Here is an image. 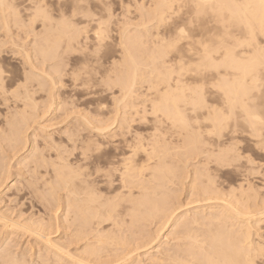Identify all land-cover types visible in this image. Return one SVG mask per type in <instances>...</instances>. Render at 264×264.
I'll return each mask as SVG.
<instances>
[{"label": "bare ground", "instance_id": "bare-ground-1", "mask_svg": "<svg viewBox=\"0 0 264 264\" xmlns=\"http://www.w3.org/2000/svg\"><path fill=\"white\" fill-rule=\"evenodd\" d=\"M15 1H17V0H0V31H2V33H3V30H4L5 35L3 37L7 36L9 38V40L7 39L8 42L10 41L9 43H11V45L13 47V45L16 46L15 43H17V45H18V42L20 41L19 37H22V36H19L17 38L19 41L16 40L17 42H15L16 37L14 36V38H13V32H12L13 30L11 31V29L15 28L16 30L21 31L22 29L25 28L26 31L24 32V30H23V32L25 33L23 35L26 38H29V37L31 38L30 41L29 40L28 41L31 44L30 46L32 47V53L29 54L30 51L26 52V53L24 52L25 53V55L23 54L24 59L22 58L23 61L22 60L21 61L25 64H29V67L33 68L35 66V64L32 61V58H33L32 55L36 59H38L39 62L40 61L41 62H45V61H47V62L51 61L52 62L55 60H60L66 54V52L69 51L70 48L76 47V49H77V47H81L82 44L86 45L89 42L88 41L89 37H87L88 34L86 33L87 31L85 32L86 28H84L85 30L81 29V27H78V29H77V27H76L77 25L74 23V21L77 22V20H72L73 22H71L70 19L66 18L68 16V14H72L73 17L74 16L76 17V15L78 14L83 18V20L86 19L85 20L86 22L83 21L84 23H86L85 26H88L87 24H89V23L96 22L94 24L98 27V28H96V29H98L96 31H99L100 36H102V34L100 33L101 32L100 30L102 28H104V26H102V25H104V22L101 21L100 17H99V19H95V17L97 16V15H95V13L92 14L91 12L84 11L82 9L81 2L83 0H72L71 4H70L71 5L70 13H67V16H66V14L65 13L63 14L62 10H61V12H59V11H58L59 13L57 12V14H58L57 17L49 16L50 12L47 9L50 7V5L47 4V2H46L47 0H22L23 3L21 5H18L17 3H15L16 5H14ZM143 3L144 2H141V3H139V5H140L141 9L144 8V10H145L146 5H144ZM174 3H176V0H159L158 4L156 2L157 5L155 4V6H154V4L153 5L151 4L154 7L153 9L151 8L152 10L148 8L149 6L146 8L147 10H145V12L148 11V9L151 11V13H149V17L152 16L153 20L155 21V25H156L155 30H159L160 28L163 29L164 25L166 27V21H168L170 19L168 16L172 10V7H173L172 4H174ZM191 3L197 9V12H199L201 14L203 12H205L206 14L207 13L212 14V16H213L212 18L215 19V23L217 22V26H216L217 28H215L217 30V35L215 37L213 36L214 38H213V41H211V42H208L206 40L205 41L200 40V42H199V38H202V37H198L199 34L196 35L197 38L196 37L195 38L198 39V42L196 41L198 48H196V49H198V51H199V49H201V51H199V53H197V54H194L193 57H189L188 59H186L183 55V57L186 60H184L182 55H180L179 53L177 54L175 52V50H178L176 43H178V40L180 42V40H182V39L187 40L188 38H190L189 29H190L192 24L188 27L189 28L187 30L188 32L185 29L186 27H184V31H185V33H187V35H182L180 33V28H183V26H178L176 28L173 26L175 28L174 32L172 31L173 33H170L171 31H169V33H168L169 29L167 30V28H166L167 32H165V28H164V31H162V29H161L160 33L157 31L154 33L155 30L154 31L152 30V32H153L152 33L150 31L152 28L149 30V28H150V27H148L149 25H146L145 20H142L143 21L142 24H140V25L137 24L138 26L134 24L136 26V31L134 30V32H136V33L131 34L132 35L131 36L130 34L128 35L129 31L127 32L126 28L129 29V27H127L126 23L125 24L119 23L120 26L122 25L121 26L122 28L119 29V31H120V35H119L120 36V43H119V40L117 43H119L120 44L119 46H121V48L120 47L119 48L122 49L120 51V53H121L120 56H122V58H120V60L118 62L120 64H123L124 66L122 67L123 69L119 68L117 73H115L116 76H114L115 79H114L113 83L118 85L120 87L119 89L121 90L120 91L121 96H119V100L118 99H117L118 101L116 99L115 100L118 103L120 102L122 105V106H120V104H119V106L122 108H120V107H116V108H120V109L128 108V111H126V112L124 111L123 113L121 112L123 114V116H122L123 118L122 117L121 118L124 119L125 115L126 116L132 115L131 118L133 117L132 118L133 120L131 122H134V123L142 122L141 124H143V125H142L141 129L137 128L136 131H133L131 133L130 131H128L129 127H127L128 130L127 129H126V131L124 130L125 128H123V125H122L123 124L122 122H124V120L122 121V119H120L119 122H121V123H119V122H117L118 120L114 117V121L111 120L113 122L111 125L112 127L110 126L111 122H110V124H108L109 126H105L103 123L102 124L105 127L97 126L98 123L96 120L97 124L95 125V127L93 125V127H94L93 128L91 125L92 122L89 119H87L88 118L87 114H86L87 118L84 116V113H86V112H84L83 115H81L82 116L81 118H82V120L85 119L86 124L82 125V122H85V121H82L79 125L74 124V125H76L74 128L75 130L74 131L71 130L70 133L68 134V136L66 135L67 141L65 140L66 142L71 143L72 145H75L76 143L79 144V142H80L81 145L82 144L84 145L85 151H86V148H88V150H89L90 146H92V148L94 150L97 149V151H98V149L101 146L99 145V147H98V145H97L98 142H96V141H98V139L95 140V138L92 134H95L97 136L98 135L103 136V138H104V135L106 136V134H107L106 131H107L108 135L105 137L107 139L106 144H110V146H111L110 153L111 154H110V157L107 161H105V162L103 161L104 162V163H102L103 165L101 164V166H99V167L98 166L94 167L95 169L93 168L94 170H93V172L91 171V173H89L88 170H87L88 173L84 172V168L82 169L83 166L80 169L75 170L76 169L75 166H74V168H75L74 169L72 166L64 163L65 158L63 159L60 154L55 156V162H52L51 157L50 158L48 157L49 159L48 158L46 159V157H44V155L41 153L43 150L46 149L45 146H44V149L42 148V150H39L38 148H36L37 147L36 144H34L36 147L35 146L31 147L30 151L32 152L31 153L32 156H28L29 158H27L26 160L24 159L30 165L29 166V172L32 175V177H34V180H32V182H29V184H27L28 187H30L32 189V191L34 193L33 196L36 195L38 197V199L46 205V208L49 209L50 212L52 211L53 213H56V212H58V210L61 209L62 221L60 219L58 221H61V223H62L61 227H63L65 230H67V229L69 230V228L72 229L71 233L69 232L70 234L68 236V238H69L68 241L71 244H74L76 246L75 252H77V254L72 255L69 252V250H67V247L64 248L61 245V243H59L60 245H58V242L55 243L54 241H52L49 237L50 236L49 234H44L45 232L43 233V229H42V231H41V229L37 230V228H36V230L35 229L33 230L34 227L32 229L30 227H28V226H31V224L25 225V222H24V224H21L19 221H21L20 219L22 216L20 217L19 221H15V220L13 221V218L10 217L12 220L8 218L9 216H12V215L9 214V216L7 215L8 217H6L5 216L6 213H3L4 214L3 215L1 212L0 213L1 230H2V228H3V231L5 229L6 234H7V232H11V231H12V233L19 231V232H21V235L19 234L21 237H23L22 234L23 235L28 234L29 236H32V237L35 236L36 239L38 240V242L44 246V249H46L45 250L46 254L48 253L47 251H49V254L52 256H58L61 258L64 257L62 259L64 260L66 258L67 260H69L71 262L70 264H72V263L73 264H140V262L138 263L136 261H135L136 263H134V262L132 263L131 260H130L131 263H127L129 260L128 257L131 256L132 254L134 255V253H133L134 250H131L132 251V253H130L131 255L126 254L125 256L121 257V255H122L121 251L124 252L125 246H126L125 242L127 241V240L126 241L124 240L125 239L124 233L126 232V229L123 228V225H127L131 229H137V231H138V229L140 227L145 226L144 225L145 222H147L148 220L150 221V219L153 217V215L156 216V217H154L156 219L158 217L156 214H158V215L161 214L160 212L162 211V208L164 207V206L162 207V204L168 200L167 199L168 197H171L169 195L167 197V195H166V193H167L166 192V190H167L166 186L168 185V183L170 184V182H172V180L174 181L176 179V180H179V182H180V180L182 178L184 180L187 178V180H186V181H188V183H187L188 187L187 188L190 190V192L195 191V192H198L197 194H201V196L205 195L206 198L208 196L209 197L212 196V198H214V197H217V195L219 193L218 192L219 189H222V188H220L221 186H218V184H222V183L220 182L217 184V182L220 180L215 181V179L219 176V174L217 175V173L219 171L228 170L229 175H231L230 173H232V175H234L240 179L242 178L244 180L246 178L250 179L251 177L255 178L254 176H257V175H260L263 173L262 172L259 174V169L261 167H264V163H261L262 161L256 162V160L249 157L250 155L247 154L248 156L247 155L245 156L243 154H240V150H239L241 148V145L244 144L250 150L252 149V150H254V152L263 154V156H264V147H262V143H264V142L261 141V131H260L259 121H256L255 122L256 126L253 127L252 126L253 122L250 120L248 113H245V112H242L239 110H237L236 112L233 113L231 105L228 104L229 100L236 101L238 99L239 94L241 92V84L243 83V78H244V75L246 73V70L252 66H255L257 69L256 75L254 78L249 77V79L246 82V86L248 89H257V90L260 87V85L258 83L259 78H260L259 77V64H260V60H261L260 45L262 43H264V35H261V21H262V19H264V9L261 8V0H191ZM23 4H25V5L22 6ZM18 6H22V8H24V9H22L20 7L22 9V12L25 13V15L23 14L25 16V19L24 18L22 19V16L20 15L21 9L19 11ZM59 10H60V8H59ZM106 11L108 12L109 10L106 9ZM148 12H147V14H148ZM54 16H56V15H54ZM143 16H141V18ZM8 17L10 20L8 19ZM197 17H199V16H197ZM110 18H112V17L110 15V13H108L107 16L105 17V20L107 21ZM123 18H124V16H123ZM71 19H72V17H71ZM78 19H80V18H78ZM139 19L137 18V20H139ZM199 19H200V17H199ZM151 21H149L150 24H151ZM183 21H185V20H183ZM199 21H201V20H199ZM101 22H102V25H101ZM139 22L140 21H138V23ZM149 22H148V24H149ZM180 22H182V20ZM136 23H137V21H136ZM198 24H199V22H198ZM10 25H12V26L10 27ZM128 25H131V24H128ZM117 26H119V25H117ZM147 27H148V29H147ZM207 28H208V26H207ZM140 29H146L145 31L148 34L150 32L152 33L151 35L149 34L150 37L147 40L145 39V37H143V36H146V34L143 36H142L141 32H140L141 36L137 34V32L141 31ZM198 29H199V27H198ZM208 29H207V31H210ZM201 30H203V27ZM213 30H212V32L215 31V30L214 31ZM207 31H206V33L208 34L209 32H207ZM96 33H98V32H96ZM143 33H145V32H143ZM203 34H204V32H203ZM14 35H15V33H14ZM94 35H95V33H94ZM104 35L105 34L103 33V36ZM95 36L98 37L97 34ZM100 36H99V39H100ZM103 36L101 38H103ZM202 36H204V35H202ZM204 37L206 39H208V37H206V36H204ZM22 39H24V38L22 37ZM193 39H194V36H193ZM196 39H194V40H196ZM26 40H25V42H26ZM100 40H102V39H100ZM208 40L209 41L212 40V37ZM3 41H4V39H3ZM196 42H194V43H196ZM4 43L6 44V42H4ZM95 43H96L95 45H98V43H101V42H99V40H97V42H95ZM89 44H90V42H89ZM191 44H193V42ZM249 44H251L252 46L249 47ZM1 45L2 44L0 43V48H1ZM27 45H28V43H27ZM3 46H4V44H3ZM20 46L21 45H19L18 47H20ZM98 46H100V45H98ZM199 46H200V48H199ZM22 48H23V45H22ZM90 48H92V47H90ZM194 48H195V46H194ZM99 49H96V50H99ZM185 49H187V44H186ZM191 49H192V47H191ZM85 50H87V49H85ZM170 50H174V52L178 56L177 58L176 57L174 58L175 59L174 61H172V60L168 61V60L164 59V57H165L164 55H166V54L168 55L167 51H170ZM1 51H0V53H2ZM23 51H25V50H23ZM92 52H94V51H91V53ZM170 52H172V51H170ZM200 52H201V54H200ZM189 53H191L190 56H192V52L189 51ZM14 54L17 55L19 53L17 52ZM188 55H186V57ZM195 55H197V56H195ZM214 55L216 56L215 58H214ZM95 58H97V57H95ZM112 60H114V59H112ZM157 60H159V62H157ZM21 61H20V63H21ZM41 62L39 63V65L41 64ZM59 62L62 63L61 61H59ZM1 63H2V61L0 62V90L3 89V87H4L3 81L5 82V80H4L5 76H3V75H5V73L2 72ZM23 63L21 64L22 66L24 65ZM36 63H38V62H36ZM56 63L57 64H55L52 67L54 75L57 73V75L59 76L58 73H62V76H63V68L66 65L58 64V62H56ZM64 63H66V62H64ZM111 63H112V61H111ZM143 64H144V66L146 65L144 67V69L141 68V66L143 67ZM173 64H175L176 67L173 66L174 68H171V66ZM80 65L83 66L81 63H80ZM85 65H86V67L85 66L84 67L87 68V64H85ZM6 66H8V65H6ZM106 66H107V64H106ZM112 66H114V65H112ZM148 66H149V68H148ZM72 68H73V66H72ZM85 68L83 70H85ZM117 68H118V66H117ZM145 68H146V70H149V71H147V73H145L146 72ZM34 69H35V67H34ZM73 69H75V68H73ZM31 70H33V69H31ZM76 70H74V72H76ZM81 70H82V67H81ZM86 70H88V69H86ZM70 71H71V68H70ZM91 71H92V69L90 70V72ZM142 71H144V72L140 73ZM25 72H26L25 82H29V81L30 82H36L37 85L34 84V86H37L38 88H41L40 90H42V87L45 85L44 83L46 81L43 83V81L40 80L41 81L40 82V81H38L39 77H37L38 76L37 74H36L37 76H35L34 74H31L30 71H25ZM74 72H72V73H74ZM79 72H80V69H79ZM72 73H69V75H71ZM108 73H109V70H108ZM39 74H40V72H39ZM50 74H51V72H50ZM66 75H68V74H66ZM51 76H53V75H51ZM22 79H24V77H22ZM70 79H71V77H70ZM48 80H50V79H48ZM73 81H75V80H73ZM56 82H57L56 80L51 79V82H50L51 90L54 89ZM142 83L146 84V85H143V86H145V91H143V93H139L137 96H133V94L135 93L136 85L139 86ZM12 87H14V86H12ZM25 88H26V86H25ZM34 90H35V88H34ZM51 90H49V91H51ZM141 90H144V89L140 88V91ZM1 91H3V90H1ZM10 91L12 94L14 93V96H15L16 91H18V90L13 89ZM19 92L20 91H18L17 93H19ZM32 92L30 94V92L27 91L25 94L27 96V99H29L30 101H31L30 97L32 96ZM137 92H136V94H137ZM41 93L42 92H40V94ZM49 93L51 95L52 92H49ZM49 93H48V95H49ZM19 94H18V96H20ZM58 94H56V95H58ZM4 95H6V94H4ZM50 95H49V98H50ZM254 95L258 96L259 92L256 91L254 93ZM10 96H12V95H10ZM33 96L35 97V95H33ZM212 96H214V98H212ZM133 97H134V99H133ZM62 98H64V97H62ZM1 99H3V98H1ZM42 99L43 98H41V100ZM52 99L50 98L47 100H52ZM29 100H27V102ZM60 100H62V99H60ZM60 100H58V101L60 102ZM63 100H65V99H63ZM73 100H76V99H73ZM5 101H7V100L4 99V102ZM14 101H16V100H14ZM52 101H50V102H52ZM67 101H68V98H67ZM33 102H34V100H33ZM77 102L78 101H76V103ZM113 102H115V101H113ZM64 103H66V102H64ZM70 103H72V102H70ZM100 103H101V101H100ZM30 104H28V105H30ZM72 104H74V103H72ZM96 104H99V103H96ZM115 104H117V103H115ZM226 104H228L229 112L225 113V112H222V109L226 106ZM23 105L26 106V104H24V103H23ZM60 105H61V103H60ZM65 105L63 104L62 106H65ZM83 105H85V104H83ZM37 106H38V103H37ZM78 106H79V104H78ZM19 107H21V106H19ZM24 107L22 106L21 107L22 110L19 111V113L21 112L23 116L21 114H20V116H18V118L17 117L12 118V116H11L12 119L11 120L7 119L8 121L6 122V124H3L6 126H9L8 129H3L2 127H0V130H1L0 131V140H1L0 142L1 143H2V141L7 142V144L17 142V139H18L17 138V135H18L17 132L19 130V127H20V124L22 123L23 118H25L24 117L25 111L27 112V110H25ZM26 107H29V106H26ZM59 107L60 106H58L56 108V110ZM64 108H66V107H64ZM95 108H97L96 105H95ZM66 109L69 111L70 107H69V109H68V107ZM76 109H78V108H76ZM114 109H115V107H114ZM48 110H50V108ZM119 110H117V114H118ZM129 110H131V112ZM60 111H61V108H60ZM68 111L66 112V115H68L67 113L70 112V111L69 112ZM82 111H84V110H82ZM109 111H110V109H109ZM56 112H58V110ZM229 113H231V116H232L231 121H230L231 131H227V130L221 131L222 123L228 117ZM6 114H8V113H6ZM33 114H31V115H33ZM55 114L60 115V113H55ZM72 114H74V112H72ZM101 114H102V112H101ZM255 114L257 116H260L261 118H264V114L260 113V111L258 109H255ZM28 115H29V113H28ZM62 115H65V114L62 113ZM109 115H111V114H109ZM109 115H106V116H109ZM114 115H116V114H114ZM135 116H136V119H135ZM65 117H67V116H65ZM91 117H93V116H91ZM98 117H94V118H98ZM29 118H31V117H29ZM115 119L117 121H115ZM54 121H55V119H54ZM64 121H66V120H64ZM88 121H90L91 123ZM87 122L90 125L87 124ZM237 122L239 123V127H237ZM4 123H5V121H4ZM35 123H36V121H35ZM72 123H74V122H72ZM129 123H130V121H129ZM29 124H30V122H29ZM102 124L99 123L98 125H102ZM24 125H25V123H24ZM43 125H42L43 128H41V129H44L46 127V126L44 127ZM87 126L88 127L91 126V128L90 129L85 128ZM128 126H130V125H128ZM224 126H225V128L227 127V125H224ZM47 127H49V126H47ZM110 129H115V132L111 133ZM83 132L86 133L85 136L82 134ZM168 133H171L169 135L170 137L167 135ZM18 137H19V135H18ZM168 137L170 139H167ZM63 139H64V136H63ZM18 141H19V139H18ZM34 141H36V140H34ZM40 141H42V140H40ZM56 143L55 144L53 143L54 144V148L52 147L53 149L58 148L57 146L59 144L56 145ZM61 143H63V142H61ZM53 144H52V146H53ZM65 144L66 143H64V145ZM61 145H63V144H61ZM61 147H63V146H61ZM81 147H80V149H81ZM108 148L106 150H108ZM21 149H25V148L21 147ZM77 149H78V147H77ZM6 150H5V152H6ZM67 150L68 149H66V151ZM83 150H84V148H83ZM245 150L247 151V148ZM48 151L49 150H47V152ZM85 151L83 153H85ZM99 151H100V149H99ZM64 152L65 151H63V153ZM49 153H51V151ZM248 153H250V152H248ZM92 154H93V151H92ZM173 154L175 156H178L176 158H180V159L175 158L177 161H175V160L172 161L171 159H173L175 157ZM69 155H71V154H69ZM69 155H67V156H69ZM85 155L86 154H84L82 157L86 158ZM172 155L174 157L170 159L172 161V164H171L170 160H169V163L167 160H168V157L172 156ZM256 156L258 157V155H256ZM253 157H254V155H253ZM190 158H191V160H190ZM68 159H70V158L68 157ZM258 159H259V157H258ZM86 160H87V158H86ZM89 160L91 161V159H89ZM97 160H98V158H97ZM178 160H179V162H180V160H182L183 162H185V161L187 162V160H190V161L194 160L195 162L193 161L194 162L193 170L191 169L192 172L187 171V170L185 171L184 166H182L183 168H181V166H180L181 169L179 168V166L177 167V164H179ZM69 161H68V163H69ZM47 164H50V166L53 167V172H54V176L50 175L52 178L48 177L49 179H46V174H48V173L44 174L46 172V170L43 173V175L40 171L42 168L46 169V167H48V166H46ZM71 164H72V162H71ZM86 164H87V162H86ZM180 164H181V162H180ZM23 165H24V163H23ZM80 165L81 164L79 163V167H80ZM88 165L89 164H87V166ZM86 167H85V171L87 169ZM27 169H25V170H27ZM48 170H49V168H48ZM43 171L44 170H42V172ZM222 172H220V173H222ZM226 173H227V171H226ZM29 178H31V177H29ZM256 178H258V177H256ZM22 179H23V177H22ZM260 179H262V178L260 177ZM53 180H55V182L57 183L55 185H58L59 187H56L53 185ZM249 181H251V180H249ZM228 182H229V180H228ZM2 183H4V182H2ZM226 184H227V182H226ZM245 184H246V182H245ZM38 185H39V187H37ZM243 185H244V183H240V184L236 185L237 187H234V188L232 187V190L229 189L231 192L236 190L238 192L240 191V193L236 192V194L237 193L239 194L238 196L234 195V194L228 195V196H231V198L229 197L230 199H228V201L226 199L225 200L221 199L220 196H218V198L221 200H219L218 198H214V199H217L218 201H214V200L210 201L209 200L210 204H212L211 202H215V204L217 202L218 203L220 202L221 205H219V206H216L218 204L213 205V206L208 205L205 210H203L201 208L198 212H195L193 214V216L191 215L192 218H187L189 216V214H188L186 219L175 220V224H173V226H172L173 229L172 230L169 229V231L173 232L172 235L175 236V237H173L174 238L173 240H175L176 243H174L173 245L171 244L172 246H170V247L168 246L166 249L162 248V250L163 249L164 250L162 252H159L160 253L159 255H161V257L155 256V254H154V256H151L150 258L148 257L149 263L150 264H259V261L261 259V250H262V248H264V199L260 203H256V204L254 203L253 206L249 205V204H251V202H253V201H250V199L253 200L254 198H256V199L258 198V200H259V196H257V195H258V192H260V191L257 192V189H255L253 187L254 184L253 185L250 183L247 184L248 185V186L246 185L247 187L244 186L246 189H243L244 188ZM11 186H15V185L12 184ZM1 187H2V185H1ZM18 188L19 187H17V190H19ZM168 189H170V188H168ZM172 189H173V187H172ZM59 190H62V191L64 190L66 193L62 195V191H61L62 196L60 197L59 196L60 194H58ZM19 191H21V190H19ZM29 192H31V191H29ZM171 193H173V192H171ZM232 193H235V192H232ZM19 194H21V193H19ZM19 194L17 192V195H19ZM191 195H192V193H191ZM187 198H189V197H187ZM17 199L21 200L18 197H17ZM165 199H167V200H165ZM207 199H206V201H207ZM170 200H171V198H170ZM188 200H190V199H188ZM200 201H201V199H200ZM203 201L205 203H208L205 201V199H203ZM203 201H201V202H203ZM247 201H249L250 203L249 204L246 203L247 205H245V202H247ZM0 202H2V201H0ZM242 202H244V204ZM29 203H30V201H29ZM36 203H38V202H36ZM188 203H189V201H188ZM193 203H194V201H193ZM165 204L166 203H164V205ZM167 204H170V203L167 202ZM194 204H196V203H194ZM19 207H20V205H19ZM25 208H27V207H25ZM38 208H39V206H38ZM175 208H177V207H175ZM255 210H257V211H255ZM165 211L166 210H164V214L167 213V212L165 213ZM204 212H207V213H204ZM19 213H20V211H19ZM24 213H25V211H24ZM170 214H172V213H170ZM162 215L160 217H162ZM42 216H43V214H42ZM170 216H169V219H168V217L165 218L167 222L170 220V218H171ZM53 217L54 216H52V218ZM172 217H173V214H172ZM18 218H19V216L16 217V220ZM56 218H54V219H56ZM58 218H59V216H58ZM40 219H41L40 220V223H41L43 218H40ZM29 220H30V218L28 219V221ZM50 221H51V219H50ZM166 221H165V224H163V226L168 224V223H166ZM38 222H39V220H38ZM159 222H161V220H159ZM31 223H32V221H31ZM33 223L35 224L36 220ZM38 224L36 226H38ZM43 224L45 225V223H43ZM43 224L41 225L42 227H44ZM53 224H54V222H53ZM56 224H55V226H56ZM58 224H59V222H58ZM145 224H147V223H145ZM41 226H39V227L41 228ZM127 226H126V228H127ZM200 227H205V228L202 229ZM63 228H61V229H63ZM148 228H150V227H148ZM177 228L179 229V231H177ZM10 229H13L15 232H13V230L9 231ZM156 229H158V228H156ZM175 229H176V231H175ZM55 230H56V228H55ZM128 230L129 229H127V231ZM161 230L162 229L157 230V231L160 232ZM140 231H141V229H140ZM128 232H131V231H128ZM132 232H133V230H132ZM142 232H143V229H142ZM146 233H148V232H146ZM146 233H144V234H146ZM154 233H156V232H154ZM8 234H10V233H8ZM16 234H18V233L16 232ZM126 234H127V232H126ZM137 234H140V233H137ZM148 234L150 235V233H148ZM1 235H5V234L0 233V236ZM131 235L132 234H130V236ZM5 236H9V235H5ZM11 236H13V235H11ZM133 236L134 235H132L131 237H133ZM142 237H144V236H142ZM157 237L158 236H156L154 239H156ZM2 238H4V237H2ZM2 238H0L1 241H2ZM145 238H144V240H145ZM147 238H148V236H147ZM28 239H29V237H28ZM134 239L136 240V238H134ZM141 239H143V238H141ZM149 239H151V237L148 238V240ZM169 240H170V238L168 239L167 237H165V238L163 237V241L162 242L158 241L157 244H160V246H162L163 244L168 243ZM146 241L143 244H147L148 246H150L152 244V242H154V240L152 242L150 240L149 243L148 242L146 243ZM69 242H67V243H69ZM155 243H156V241H155ZM9 244H10V242H9ZM35 244H37V243L35 242ZM4 245H7V244L4 243ZM1 246H3V245H1ZM128 246H129V243H128ZM148 246H147V248H148ZM10 247H12V246L10 245ZM30 247H31V245H30ZM130 247H128L129 250H130ZM128 248H126V249H128ZM135 248H137V247H135ZM138 248H140V247H138ZM141 248L142 249H140V251L143 250L145 248V246H143ZM156 248H155L154 252L156 251ZM8 250H6V248H5V250H2V249L0 250V264H30V262L27 258H26L27 261L26 260L21 261V259L19 261L18 257H17L18 254L14 255L15 251L9 252ZM17 250L18 249H16V251ZM22 250H23V248H22ZM157 250L159 251V249H157ZM28 251H30V250H28ZM135 251H136V249H135ZM37 254H39V253H37ZM157 254H158V252L156 253V255ZM25 256H27V255H25ZM25 256L23 257V259L25 258ZM40 256L38 255L37 259ZM44 256H47V255H44ZM45 259H47V258L43 259V255H42V257L39 259L40 261H37L38 263H36V262L35 263L36 264H49V262ZM53 259L55 260V258H53ZM59 260H61V259L59 258ZM98 260H103V262L97 263ZM138 261H139V259H138ZM33 263L34 262H32V264ZM52 263H53V260H52ZM56 263H58V262H56ZM63 264H65V263L63 262Z\"/></svg>", "mask_w": 264, "mask_h": 264}, {"label": "rangeland", "instance_id": "rangeland-1", "mask_svg": "<svg viewBox=\"0 0 264 264\" xmlns=\"http://www.w3.org/2000/svg\"><path fill=\"white\" fill-rule=\"evenodd\" d=\"M22 0H17V1H15L14 2V5H16L15 3H17L18 5H21L22 3H23V1L21 2ZM59 1V0H58ZM57 0H47L46 2H47V4L48 5H50V7L47 9L50 13H49V16H53V17H57L58 16V14H57V12L59 11V12H61V10H62V13L64 14H66V16H67V13H70V7H71V1L72 0H60L59 2H58ZM20 4H19V3ZM141 2H144L143 4L144 5H146L145 7L147 8L148 6V8L149 9H153L154 7L152 6L153 4H154V6H155V4H156V2H157V4H158V2H159V0H83L82 2H81V7H82V9L84 10V11H89V12H91L92 14L93 13H95V15H97L96 17H95V19H99V17L101 18V21L102 22H104V25H102V22H101V25L102 26H104V28H102L100 31V33L102 34V36H103V33L105 34L104 36H103V38H101L102 36H100V39H102V40H100L99 39V37H96L95 35L97 34L96 32H99V31H96V30H98V29H96V28H98L96 25H94L96 22H93V23H89V24H87L88 26H85V24L86 23H84V22H86L85 20L86 19H84L83 20V18L80 16V15H76V19L72 16V14H68V16L66 17V18H68V19H70L71 20V22H73L72 20H77V22L76 21H74V23L77 25L76 27H77V29H78V27H81V29H83V30H85L84 28H86V30H85V32L88 34L87 35V37H89L88 38V41L90 42V44H89V42L86 44V45H84V44H82L81 45V47H77V49H76V47H74V48H70L69 49V51L68 52H66V54L60 59V60H55V61H45V62H41V64L39 65V60L38 59H36L33 55H32V57L34 58H32V61H33V63L35 64V69H34V67L32 68V67H29V64H25V63H23L22 61H23V59H24V57H23V54L25 55V53L26 52H29V54L30 53H32V47L30 46L31 44L29 43V41H30V37L29 38H26L23 34H25L24 32L26 31L25 30V28L24 29H22L21 31H19V30H16L15 28H13V29H11V31L13 32V38H14V36L16 37L15 38V42H17V41H19L18 42V45H17V43H15L16 44V46L15 45H13V47H12V45H11V43H9L8 42V40H9V38L7 37H3L4 35H5V33H4V30H3V33H2V31H0V43L2 44L1 45V48H0V51L2 52V53H0V62L2 61V63H1V65H2V72H4L5 73V75H3V76H5L4 77V80H5V82L3 81V89H1V90H3V91H1L0 90V118L2 119H0V127H2L3 129H8L9 128V126H6V125H3V124H6V122L8 121V120H11L13 117H17L18 118V116H20V114L22 115V113L20 112L19 113V111H21L22 109H21V107L23 106H25V105H23V103L24 104H26V106H29V107H24L25 108V110H27V112L25 111V115H24V117L25 118H23V120H22V123L20 124V127H19V130H18V135H19V137H18V135H17V138L19 139V141H18V139H17V142H13V143H9V144H7V142H5V141H2V143L0 142V201H2V202H0V213L2 212V214L3 213H6L5 214V216L6 217H8L9 216V214L10 215H12V216H9L8 218L9 219H11V218H13V221L15 220V221H19V219H20V217H21V221H19L21 224H24V222H25V225H27V224H31V226H28V227H30L31 229L33 228V230L35 229L36 230V228H37V230L39 229H41V231H42V229H43V233L44 234H49L48 236L50 237V239L52 240V241H54L55 243H57L58 242V245H60L59 243H61V245L65 248V247H67V250H69V252L72 254V255H75V254H77V252H75V248H76V246L74 245V244H71L69 241H68V236H69V234L71 233V231H72V229L71 228H69V230L67 231V230H65L63 227H61L62 226V223H61V221H62V212H61V209L60 210H58V212H56V213H53L52 211L50 212L49 211V209H47L46 208V205L44 204V203H42L39 199H38V197L36 196V195H34L33 196V191H32V189L30 188V187H28V185L27 184H29V182H32V180H34V177H32V175L30 174V172H29V164H28V162L27 161H25L27 158H29L28 156H32V152L30 151L31 150V147L32 146H35L34 144H36V148H38L39 150H42V148L44 149V146H45V148L47 149V150H49L48 152H47V150L45 149V150H43L41 153L44 155V157H46V159L49 157H51V159H52V162H55V156L56 155H61V157L64 159L65 158V164H67V165H70V166H72L73 168H74V166H75V170H77V169H80L82 166V169L84 168V172H86V173H88V171H89V173H91V171L93 172V170L95 169L94 167H99V166H101V164L102 163H104L105 161H107L108 159H109V157H110V151H111V146H110V144H106V142H107V139L105 138L107 135H108V132L106 131V136L104 135V138H103V136H97V135H95V134H92L93 136H94V138H95V140L96 139H98V141H96V142H98L97 143V145H98V147H99V145L101 146L99 149H100V151H99V149H98V151H97V149H93L92 148V146H90L89 147V150H88V148H86V151H85V147H84V145L82 144L81 145V143L79 142V144L78 143H76L75 145H72L71 143H68V142H66L67 141V136H68V134L70 133V131L72 130V131H74L75 129V126L76 125H79L82 121H85V119L84 120H82V116L81 115H83V113L84 112H86V113H84V116L86 117V114H87V119H89L91 122H92V127H93V125H94V127H95V125L98 123H100V124H104L105 126H109L108 124H110V122H111V124H110V126L112 125V121H114V117L118 120H116L115 119V121H117V122H119V120L120 119H122L123 117V112L125 111H128V108H124V109H120V108H122V107H120V106H122L121 105V103L119 102H117L118 100H119V96H121V90L119 89L120 87L118 86V85H116L115 83H113L114 82V79H115V77L114 76H116V74L115 73H117V71H118V69L119 68H121V69H123L122 67L124 66L123 64H120L118 61L120 60V58H122V56H120L121 55V53H120V51L122 50V49H120L121 48V46H119L120 44V31H119V29L120 28H122L121 26H120V24L119 23H121V24H125L126 23V25H127V27H129V29L128 28H126L127 29V32H128V35L130 34H135L136 32H134V30L136 31V26L135 25H137V24H142L143 23V21L142 20H145V22H146V25H149L148 27H150L149 28V30L152 32V30L154 31L155 30V21L153 20V18H152V16L151 17H149V13H151V11L148 9V11H146L145 12V10H147L146 8H145V10H144V8H140V5H139V3H141ZM50 3V4H49ZM152 4V5H151ZM156 4V5H157ZM25 4H23L22 6H24ZM22 6H18V9H19V11H20V9L22 8ZM151 6V7H150ZM172 10H171V12H170V14H169V20L168 21H166V27H165V25H164V27H163V29L162 28H160L159 30H155L154 31V33L157 31V32H159L160 33V31H161V29H162V31H164V28H165V32H167L166 31V28H167V30H168V33H169V31H171L170 33H173L174 32V29L176 28V27H178V26H183V28L184 27H186L185 29H186V31L189 29L188 27L191 25V27H190V29H189V35H190V38H188L187 40L186 39H182V40H180V42H179V40H178V43H176L177 44V49L179 50H175V52L178 54H180V55H182V57H183V55H184V57L186 58V59H188L189 57H193V55L194 54H197V53H199V51H201V49H199V51H198V49H196V48H198V46H197V42H198V39H196L197 38V36L196 35H198V37H202V38H199V42H200V40L201 41H208V42H211V41H213V38L217 35V30L215 29V28H217L216 26H217V22L215 23V19L214 18H212L213 16H212V14H209V13H205V12H203L202 14L201 13H199V12H197V9L194 7V5L191 3V0H176V3H174V4H172ZM21 7V8H20ZM59 8H60V10H59ZM22 9H24V8H22ZM22 9H21V13H20V15L22 16V19L24 18L25 19V13L24 12H22ZM106 9L107 10H109L108 12L106 11ZM151 9V10H152ZM141 12H140V11ZM58 12V13H59ZM147 12H148V14H147ZM108 13H110V15H111V17L112 18H110L109 20H105V17L107 16V14ZM113 13V14H112ZM205 13V14H204ZM24 14V15H23ZM142 14V15H141ZM199 14V15H198ZM54 15H56V16H54ZM113 15V16H112ZM117 15V16H116ZM124 16V18H123V16ZM144 15V16H143ZM20 16V17H21ZM72 17V19H71V17ZM116 16V17H115ZM141 16H143L142 18H141ZM197 16H199L200 17V19H199V17H197ZM119 17V18H118ZM149 17V18H148ZM207 17V18H206ZM74 18V19H73ZM78 18H80V19H78ZM122 18V19H121ZM137 18L139 19V20H137ZM152 18V19H151ZM204 18V19H203ZM8 19H9V17H8ZM121 19V20H120ZM124 19V20H123ZM148 19V20H147ZM190 19V20H189ZM214 19V20H213ZM10 20V19H9ZM137 21V23H136V21ZM152 20V21H151ZM182 20V22H180ZM183 20H185V21H183ZM199 20H201V21H199ZM79 21V22H78ZM82 21V22H81ZM84 21V22H83ZM124 21V22H123ZM138 21H140L139 23H138ZM149 21H151V24H150V22ZM192 21V22H191ZM148 22H149V24H148ZM184 22V23H183ZM191 22V23H190ZM198 22H199V24H198ZM206 22V23H205ZM180 23V24H179ZM202 23V24H201ZM80 24V25H79ZM128 24H131V25H128ZM135 24V25H134ZM179 24V25H178ZM206 24V25H205ZM79 25V26H78ZM117 25H119V26H117ZM152 25V26H151ZM203 25V26H202ZM12 25H10V27H11ZM101 26V27H102ZM138 26V25H137ZM175 28H174V27ZM199 27V29H198V27ZM207 26H208V28H207ZM135 27V28H134ZM148 27H147V29H148ZM202 27H203V30H201L202 29ZM206 29H205V28ZM92 28V29H91ZM201 28V29H200ZM104 29V30H103ZM207 29L208 30H210V31H207ZM215 31H214V30ZM23 30H24V32H23ZM141 31H139V32H137V34L138 35H140L141 33H142V36L143 35H145L146 34V36H143V37H145V39L147 40L149 37H150V35L153 33H146V29H140ZM200 30V31H199ZM212 30L214 31V32H212ZM19 31V32H18ZM95 31V32H94ZM173 31V32H172ZM206 31L207 32H209L208 34L206 33ZM103 32V33H102ZM132 32V33H131ZM141 32V33H140ZM143 32H145V33H143ZM188 32V31H187ZM202 34H201V33ZM203 32H204V34H203ZM216 32V33H215ZM14 33H15V35H14ZM94 33H95V35H94ZM18 34V35H17ZM148 34V35H147ZM207 34V35H206ZM83 35V34H82ZM174 35V34H173ZM172 35V36H173ZM202 35H204V36H206V37H208V39H210L211 37H212V40H208V39H206L204 36H202ZM19 36H22L24 39H22V37H19ZM98 36V35H97ZM132 36V35H131ZM141 36V35H140ZM193 36H194V39H196V40H194L193 39ZM214 36V37H213ZM3 37V38H2ZM19 37V40L17 39ZM93 37V38H92ZM174 37V36H173ZM196 37V38H195ZM27 40H26V39ZM98 38V39H97ZM3 39H4V41H3ZM8 39V40H7ZM22 39V40H21ZM94 39V40H93ZM144 39V40H145ZM191 39V40H190ZM17 40V41H16ZM25 40H26V42H25ZM29 40V41H28ZM92 40V41H91ZM97 40H99V42H101V43H98V45H100V46H98V45H95L96 43L95 42H97ZM118 40H119V43H117L118 42ZM190 40V41H189ZM193 40V41H192ZM3 41V42H2ZM113 41V42H112ZM190 43H189V42ZM197 41V42H196ZM4 42H6V44L4 43ZM24 42V43H23ZM188 42V43H187ZM193 42V44H191ZM194 42H196V43H194ZM27 43H28V45H27ZM117 43V44H116ZM3 44H4V46H3ZM112 44V45H111ZM148 44V43H147ZM146 44V45H147ZM186 44H187V49H185L186 48ZM190 46H189V45ZM19 45H21L20 47H18ZM22 45H23V48H22ZM27 45V46H26ZM102 45V46H101ZM116 45V46H115ZM145 45V46H146ZM30 46V47H29ZM92 47V48H90V47ZM95 46V47H94ZM149 46V45H148ZM147 46V47H148ZM189 46V47H188ZM194 46H195V48H194ZM120 47V48H119ZM191 47H192V49H191ZM30 48V49H29ZM80 48V49H79ZM89 48V49H88ZM100 48V49H99ZM190 50H189V49ZM199 48H200V46H199ZM84 49V50H83ZM85 49H87V50H85ZM93 49V50H92ZM96 49H99V50H96ZM196 49V50H195ZM23 50H25V51H23ZM27 50V51H26ZM96 50V51H95ZM188 50V51H187ZM91 51H94V52H92L91 53ZM170 51H172V52H170ZM170 51H167L168 52V55L166 54V55H164L165 57H164V59H166V60H168V61H170V60H172V61H174L175 59V57L177 58L178 56H177V54L174 52V50H170ZM181 51V52H180ZM189 51H191L192 52V56H190L191 55V53H189ZM19 53V54H14V53ZM25 52V53H24ZM118 52V53H117ZM166 52V53H167ZM195 52V53H194ZM8 53V54H7ZM187 53V54H186ZM188 55L187 57H186V55ZM200 54H201V52H200ZM199 54V55H200ZM12 55V56H11ZM94 55V56H93ZM120 56V57H119ZM168 56V57H167ZM195 56H197V55H195ZM10 57V58H9ZM90 57V58H89ZM95 57H97V58H95ZM116 57V58H115ZM119 57V58H118ZM167 57V58H166ZM183 57V58H184ZM216 56L214 55V58H215ZM12 58V59H11ZM23 58V59H22ZM84 58V59H83ZM172 58V59H171ZM184 58V60H186ZM4 59V60H3ZM15 59V60H14ZM96 59V60H95ZM112 59H114V60H112ZM19 60V61H18ZM22 60V61H21ZM84 60V61H83ZM87 60V61H86ZM20 61H21V63H20ZM59 61H61L62 63H60ZM83 61V62H82ZM111 61H112V63H111ZM36 62H38V63H36ZM56 62H58V64H64V65H66L64 68H63V76H62V73H58L59 74V76L57 75V73L54 75V73H53V70H52V67L55 65V64H57ZM64 62H66V63H64ZM89 62V63H88ZM118 64H117V63ZM157 62H159V60H157ZM24 64L23 66L21 65V64ZM52 63V64H51ZM80 63L83 65V66H81L80 65ZM111 63V64H110ZM73 64V65H72ZM85 64H87V68H85L86 67V65ZM106 64H107V66H106ZM6 65H8V66H6ZM37 65V66H36ZM78 65V66H77ZM112 65H114V66H112ZM120 65V66H119ZM19 66V67H18ZM68 66V67H67ZM72 66H73V68H75V69H73L72 68ZM75 66V67H74ZM85 66V67H84ZM117 66H118V68H117ZM146 66V65H145ZM144 64H143V67L141 66V68H143L144 69ZM176 67V65L175 64H173L172 66H171V68H174V67ZM81 67H82V70H81ZM110 67V68H109ZM116 69H115V68ZM25 68V69H24ZM29 68V69H28ZM70 68H71V71L72 72H74V70H76L77 68V70H76V72H74V73H72L71 71H70ZM85 68V70H83ZM148 68H149V66H148ZM170 68V69H171ZM27 69V70H26ZM31 69H33V70H31ZM79 69H80V72H79ZM86 69H88V70H86ZM92 69V71L90 72V70ZM36 70V71H35ZM65 70V71H64ZM108 70H109V73H108ZM142 70V69H141ZM145 70H146V68H145ZM144 70V71H145ZM25 71H30L31 72V74H34L35 76H37V77H39L38 78V81H43V83L45 84L43 87H42V90L44 91H42V90H40L41 88H38L37 86H34V84L35 85H37V83L36 82H25V77H26V72ZM40 72V74H39V72ZM49 71V72H48ZM144 71H142V72H140V73H143ZM147 71H149V70H146V72L145 73H147ZM25 72V73H24ZM38 72V73H37ZM44 74H43V73ZM50 72H51V74H50ZM65 72V73H64ZM79 72V73H78ZM49 73V74H48ZM69 73H72L71 75H69ZM108 73V74H107ZM149 73V72H148ZM37 74V75H36ZM42 74V75H41ZM46 74V75H45ZM65 74V75H64ZM66 74H68V75H66ZM78 76H77V75ZM50 75V76H49ZM51 75H53V76H51ZM148 75V74H147ZM46 76V77H45ZM68 76V77H67ZM7 77V78H6ZM22 77H24V79H22ZM57 77V78H56ZM63 77V78H62ZM70 77H71V79H70ZM46 78V79H45ZM56 78V79H55ZM7 79V80H6ZM48 79H50V80H48ZM51 79H53V80H56L57 82H56V84H55V86H54V89H52L51 90V85H50V82H51ZM63 79V80H62ZM59 80V81H58ZM62 80V81H61ZM72 80V81H71ZM73 80H75V81H73ZM40 81V82H41ZM49 82V83H48ZM31 83V84H30ZM61 83V84H60ZM113 85H112V84ZM16 84V85H15ZM58 84V85H57ZM60 84V85H59ZM23 85V86H22ZM26 86V88H25V86ZM32 85V86H31ZM57 85V86H56ZM143 85H146L145 83H142L141 85H136V87H135V93L133 94V96H137L139 93H143V91H145V86H143ZM12 86H14V87H12ZM20 86V87H19ZM142 86V87H141ZM16 87V88H15ZM24 87V88H23ZM8 88V89H7ZM12 88V89H11ZM34 88H35V90H34ZM38 88V89H37ZM140 88H142V89H144V90H141L140 91ZM6 89V90H5ZM13 89H17L18 91H20L19 93H17L18 91H16V95L14 96V93L12 94L11 93V91L10 90H13ZM24 89V90H23ZM38 90V91H37ZM49 90H51V91H49ZM5 91V92H4ZM27 91H29L30 92V94H31V92H32V96L33 95H35V97L33 96H31L30 98H31V101L29 100V99H27V96L25 95L26 94V92ZM35 91V92H34ZM138 91V92H137ZM37 92V93H36ZM40 92H42L41 94H40ZM49 92H52L51 93V95H50V93ZM120 92V93H119ZM136 92H137V94H136ZM35 93V94H34ZM48 93H49V95H50V98L53 100H47V99H50L49 98V95H48ZM59 93V94H58ZM2 94V95H1ZM4 94H6V95H4ZM18 94L20 95V96H18ZM56 94H58V95H56ZM68 94V95H67ZM10 95H12V96H10ZM41 95V96H40ZM46 95V96H45ZM54 95V96H53ZM61 95V96H60ZM52 96V97H51ZM70 96V97H69ZM12 97V98H11ZM48 97V98H47ZM58 97V98H57ZM62 97H64V98H62ZM75 97V98H74ZM114 99H113V98ZM116 97V98H115ZM118 97V98H117ZM1 98H3V99H1ZM7 98V99H6ZM25 98V99H24ZM41 98H43L42 100H41ZM67 98H68V101H67ZM72 98V99H71ZM78 98V99H77ZM212 98H214V96H212ZM4 99L5 100H7V101H5L4 102ZM11 99V100H10ZM39 99V100H38ZM60 99H62V100H60ZM63 99H65V100H63ZM73 99H76V100H73ZM117 101H116V100ZM133 99H134V97H133ZM3 100V101H2ZM14 100H16V101H14ZM18 100V101H17ZM20 100V101H19ZM27 100H29L28 102H27ZM33 100H34V102H33ZM44 100V101H43ZM58 100H60V102L58 101ZM36 101V102H35ZM50 101H52V102H50ZM58 101V102H57ZM72 102V103H74V104H72V103H70V102ZM74 101V102H73ZM76 101H78L77 103H76ZM88 101V102H87ZM98 101V102H97ZM100 101H101V103H100ZM113 101H115V102H113ZM20 102V103H19ZM22 102V103H21ZM33 102V103H32ZM64 102H66V103H64ZM86 102V103H85ZM2 103V104H1ZM32 105H31V104ZM37 103H38V106H37ZM44 103V104H43ZM59 103V104H58ZM60 103H61V105H60ZM96 103H99V104H96ZM115 103H117V104H115ZM18 104V105H17ZM20 104V105H19ZM28 104H30V105H28ZM41 104V105H40ZM46 104V105H45ZM51 106H49V105ZM53 104V105H52ZM65 105V106H62V105ZM76 104V105H75ZM78 104H79V106H78ZM83 104H85V105H83ZM102 106H101V105ZM119 104H120V106H119ZM2 105V106H1ZM56 105V106H55ZM83 105V106H82ZM95 105H96V107L97 108H95ZM107 105V106H106ZM115 107V109H114V107ZM117 105V106H116ZM19 106H21V107H19ZM32 106V107H31ZM36 106V107H35ZM40 106V107H39ZM48 106V107H47ZM58 106H60L57 110H58V112H56L57 110H56V108L58 107ZM62 106V107H61ZM72 106V107H71ZM78 106V107H77ZM18 107V108H17ZM43 109H42V108ZM45 107V108H44ZM55 109H54V108ZM64 107H68V109H69V107H70V109H69V111L66 109V108H64ZM81 107V108H80ZM102 107V108H101ZM107 107V108H106ZM111 107V108H110ZM116 107H120V108H116ZM47 108V109H46ZM50 108V110H48ZM60 108H61V111H60ZM63 108V109H62ZM76 108H78V109H76ZM89 108V109H88ZM92 108V109H91ZM95 108V109H94ZM19 109V110H18ZM34 109V110H33ZM72 109V110H71ZM100 109V110H99ZM108 111H106V110ZM109 109H110V111H109ZM119 110V112H118V114H117V110ZM140 109V108H139ZM12 112H11V111ZM37 110V111H36ZM40 110V111H39ZM55 112H54V111ZM65 112H64V111ZM69 112V113H67L68 115H66V112L67 111ZM77 110V111H76ZM82 110H84V111H82ZM88 112H87V111ZM94 110V111H93ZM122 110V111H121ZM35 111V112H34ZM47 111V112H46ZM49 111V112H48ZM130 112H131V110H129ZM40 114H39V113ZM43 112V113H42ZM46 112V113H45ZM72 112H74V114H72ZM78 114H77V113ZM95 112V113H94ZM97 112V113H96ZM101 112H102V114H101ZM111 112V113H110ZM122 112V113H121ZM6 113H8V114H6ZM16 113V114H15ZM28 113H29V115H28ZM34 113V114H33ZM42 113V114H41ZM55 113H60V115H56ZM62 113L63 114H65V115H62ZM71 113V114H70ZM81 113V114H80ZM2 114V115H1ZM31 114H33V115H31ZM90 114V115H89ZM96 114V115H95ZM99 114V115H98ZM109 114H111V115H109ZM113 114V115H112ZM114 114H116V115H114ZM10 115V116H9ZM16 115V116H15ZM29 117H31V118H29ZM31 115V116H30ZM37 115V116H36ZM45 115V116H44ZM52 115V116H51ZM79 117H78V116ZM106 115H109V116H106ZM11 116H12V118H11ZM23 116V115H22ZM39 116V117H38ZM41 116V117H40ZM62 116V117H61ZM65 116H67V117H65ZM69 116V117H68ZM71 116V117H70ZM91 116H93V117H91ZM99 116V117H98ZM130 116V117H129ZM131 116L132 115H125V117H124V119H122V121L124 120V122H122L123 124V128H125L124 130L126 131V129L128 130V128L127 127H129V130L128 131H130L131 133L133 132V131H136V129L137 128H139V129H141V127H142V125L143 124H141L142 122H136V123H134V122H131L133 119V117L131 118ZM7 117V118H6ZM48 117V118H47ZM55 117V118H54ZM61 117V118H60ZM94 117H98V118H94ZM106 117V118H105ZM110 117V118H109ZM122 117V118H121ZM5 118V119H4ZM20 118V117H19ZM79 118V119H78ZM91 118V119H90ZM93 118V119H92ZM4 119V120H3ZM8 119V120H7ZM25 119V120H24ZM28 119V120H27ZM54 119H55V121H54ZM58 119V120H57ZM66 120V121H64V120ZM68 119V120H67ZM95 119V120H94ZM105 119V120H104ZM131 119V120H130ZM135 119H136V116H135ZM28 122H27V121ZM63 120V121H62ZM81 120V121H80ZM96 120H97V123H96ZM99 120V121H98ZM107 120V121H106ZM110 120V121H109ZM112 120V121H111ZM127 122H126V121ZM4 121H5V123H4ZM35 121H36V123H35ZM90 121H88V122H90ZM129 121H130V123H129ZM28 124H27V123ZM29 122H30V124H29ZM33 122V123H32ZM38 122V123H37ZM52 122V123H51ZM72 122H74V123H72ZM87 122V124H89ZM90 122V123H91ZM94 122V123H93ZM105 122V123H104ZM24 123H25V125H24ZM32 123V124H31ZM119 123H121V122H119ZM127 123V124H126ZM129 123V124H128ZM44 124V125H43ZM70 124V125H69ZM74 124H76V125H74ZM83 124H86V121L85 122H82V125ZM97 124V126H102V127H105L103 124L102 125H98ZM126 124V125H125ZM138 124V125H137ZM42 125L45 127L44 129H41V128H43L42 127ZM90 125V124H89ZM88 125V126H89ZM128 125H130V126H128ZM5 126V127H4ZM31 126V127H30ZM38 126V127H37ZM47 126H49V127H47ZM71 126V127H70ZM74 126V127H73ZM85 127V128H91V126L90 127ZM126 126V127H125ZM7 127V128H6ZM93 127V128H94ZM112 127V126H111ZM131 127V128H130ZM40 128V129H39ZM49 128V129H48ZM23 129V130H22ZM38 129V130H37ZM132 129V130H131ZM37 130V131H36ZM43 130V131H42ZM1 131V130H0ZM23 131V132H22ZM38 132V133H37ZM47 132V133H46ZM110 132L111 133H113V132H115V129H110ZM109 132V133H110ZM129 132V133H130ZM21 133V134H20ZM25 133V134H24ZM64 133V134H63ZM63 134V135H62ZM84 136L86 135V133L85 132H83L82 133ZM171 133H168L167 135L169 136ZM67 135V136H66ZM91 135V134H90ZM89 135V136H90ZM91 135V136H92ZM37 136V137H36ZM63 136H64V139H63ZM92 136V137H93ZM40 137V138H39ZM53 137V138H52ZM167 137V136H166ZM170 137V136H169ZM167 138V139H170V138ZM27 138V139H26ZM31 139V140H30ZM57 141H56V140ZM21 140V141H20ZM23 140V141H22ZM34 140H36V141H34ZM40 140H42V141H40ZM54 140V141H53ZM66 140V141H65ZM105 140V141H104ZM1 141V140H0ZM53 141V142H52ZM6 144H5V143ZM21 142V143H20ZM35 142V143H34ZM57 142V143H56ZM61 142H63V143H61ZM100 142V143H99ZM38 143V144H37ZM45 143V144H44ZM56 143V145H58L57 147V149L55 148V149H53L54 148V144ZM64 143H66L65 145H64ZM5 144V145H4ZM52 144H53V146H52ZM61 144H63V145H61ZM68 144V145H67ZM2 145V146H1ZM14 145V146H13ZM25 145V146H24ZM109 145V146H108ZM6 148H5V147ZM8 146V147H7ZM61 146H63V147H60ZM68 146V147H67ZM75 146V147H74ZM82 146V147H81ZM103 146V147H102ZM109 148H108V147ZM16 147V148H15ZM21 147L22 148H25V149H21ZM53 147V148H52ZM67 147V148H66ZM77 147H78V149H77ZM80 147H81V149H80ZM94 147V146H93ZM106 147V148H105ZM49 148V149H48ZM52 148V149H51ZM63 148V149H62ZM75 151H73L72 149ZM83 148H84V150H83ZM95 148V147H94ZM104 148V149H103ZM108 148V150H106ZM244 148V149H243ZM247 148V151L245 150ZM8 151H7V150ZM61 151H60V150ZM66 149H68L67 151H66ZM70 149V150H69ZM5 150H6V152H5ZM80 150V151H79ZM106 150V151H105ZM240 150V154H243V155H250L249 157H251L252 159H254V160H256V162H261V163H264V156H263V154H260V153H256V152H254V150H250L246 145H241V148L239 149ZM243 150V151H242ZM51 151V153H49ZM63 151H65L64 153H63ZM85 151V153H83ZM92 151H93V154H92ZM96 153H95V152ZM173 151V150H172ZM171 151V152H172ZM17 152V153H16ZM29 152V153H28ZM45 154H44V153ZM69 152V153H68ZM82 152V153H81ZM170 152V153H171ZM248 152H250V153H248ZM62 153V154H61ZM80 153V154H79ZM88 153V154H87ZM245 153V154H244ZM69 154H71V155H69ZM84 154H86L85 156H86V158H87V160H86V158H83L82 156L84 155ZM90 154V155H89ZM172 154V153H171ZM170 154V155H171ZM175 154V153H174ZM173 154V155H174ZM2 155V156H1ZM42 155V156H43ZM46 155V156H45ZM51 155V156H50ZM66 155V156H65ZM67 155H69V156H67ZM74 155V156H73ZM94 155V156H93ZM102 155V156H101ZM169 156L168 157V163H169V160L171 159V158H173L174 156ZM247 155V156H248ZM253 155H254V157H253ZM256 155H258V157H259V159H258V157L256 156ZM72 156V157H71ZM90 156V157H89ZM98 156V157H97ZM4 157V158H3ZM67 157V158H66ZM68 157L70 158V159H68ZM82 157V158H81ZM176 157H178V156H175L173 159H171L172 161H177L176 159H180V158H176ZM257 157V158H256ZM48 158V159H49ZM72 158V159H71ZM74 158V159H73ZM91 159V161L89 160V159ZM97 158H98V160H97ZM107 158V159H106ZM176 158V159H175ZM2 159V160H1ZM4 159V160H3ZM6 159V160H5ZM25 159V160H24ZM82 159V160H81ZM85 161H84V160ZM101 159V160H100ZM67 160V161H66ZM70 160V161H69ZM72 160V161H71ZM74 160V161H73ZM81 160V161H80ZM170 160V163L172 164V161ZM190 160H191V158H190ZM190 160H187V162L185 161V162H183L182 160H180V162H181V164H180V162H179V160H178V163L180 164H177V167L179 166V168H180V166H181V168H183L182 166H184L185 167V171L187 170V171H191L192 172V170H193V165H194V162L193 161H190ZM68 161H69V163H68ZM78 161V162H77ZM96 161V162H95ZM104 161V162H103ZM5 162V163H4ZM71 162H72V164H71ZM86 162H87V164H89L88 166H87V164H86ZM89 162V163H88ZM98 162V163H97ZM185 164H183V163ZM3 163V164H2ZM23 163H24V165H23ZM79 163L81 164L80 165V167H79ZM83 163V164H82ZM192 163V164H191ZM7 164V165H6ZM26 164V165H25ZM98 164V165H97ZM183 164V165H182ZM242 164V163H241ZM92 165V166H91ZM103 165V164H102ZM190 165V166H189ZM27 166V167H26ZM46 166H48V167H46V169H41L40 171H41V173H42V175H43V173L45 172V170H46V172L44 173V174H46V173H48V174H46V179H49L48 177H50V178H52L51 176H54V172H53V167H51L50 166V164H47ZM87 166V167H86ZM85 167L87 168L86 169V171H85ZM191 167V168H190ZM21 168V169H20ZM27 169V170H25V169ZM48 168H49V170H48ZM94 168V169H93ZM180 168V169H181ZM8 169V170H7ZM19 169V170H18ZM51 169V170H50ZM192 169V170H191ZM42 170H44L43 172H42ZM88 170V171H87ZM51 171V172H50ZM103 171V170H102ZM223 171V172H222ZM222 171H219L218 173H217V175L219 174V176L215 179V181H218V180H220V181H218L217 182V184L218 183H222V184H218V186H221L220 188H222V189H219V193H218V195H217V197H214V198H218V196H220V198L221 199H223V200H227L228 201V199H230L231 198V196H228V195H232V194H234V195H239L238 193H240V191L238 192V191H236V190H234V191H232V192H235V193H232L230 190H232V187L234 188V187H237L236 185H238V184H240V183H244V185H243V187L244 186H246L247 184H254L253 185V187L255 188V189H257V192L258 191H260V192H258V195L257 196H259V200H258V198L256 199V198H254L253 200L252 199H250V201H253V202H251V204H249L250 202L249 201H247V202H245V205H247V204H249V205H254V203L256 204V203H260L263 199H264V167H261L260 169H259V174L260 173H262V174H260V175H257V176H254L255 178H253V177H251L250 179H248V178H246L245 180L244 179H240V178H238V177H236V176H234V175H232V173H230L231 175H229V171L228 170H222ZM226 171H227V173H226ZM50 172V173H49ZM220 172H222V173H220ZM8 173V174H7ZM29 173V174H28ZM25 174V175H24ZM49 175V176H48ZM51 175V176H50ZM226 175V176H225ZM228 175V176H227ZM234 178H233V177ZM263 179H260V177ZM8 177V178H7ZM22 177H23V179H22ZM27 177V178H26ZM29 177H31V178H29ZM227 177V178H226ZM256 177H258V178H256ZM33 178V179H32ZM229 178V179H228ZM237 178V179H236ZM19 179V180H18ZM26 179V180H25ZM5 180V181H4ZM187 180V178L184 180L183 178L180 180V182H179V180H172V182H170V184L168 183V185L166 186L167 187V190H166V195H167V197H168V195L169 196H171V197H166L167 199H165V200H167V201H165L164 203H166L165 205H164V203L162 204V211L160 212L161 214H156L158 217L155 219L154 217H156L155 215H153V219L151 218L150 219V221L148 220L147 222H145V223H147V224H145L144 223V225L145 226H143V227H140L139 229H138V231H137V229H131V228H129L127 225H123V228H125L126 229V232H127V234H126V232L123 234L124 235V237H125V243H126V246H125V250H124V252L123 251H121V257L122 256H125L126 254H130V253H132V251L131 250H134L133 251V253H134V255L132 254H130L131 256H129L128 257V262L127 263H136V262H140V264H148L149 263V261H148V257L150 258L151 256H154V254H155V256H158V257H161V255H159L160 253L159 252H162L164 249H166L168 246L170 247V246H172L174 243H176L175 242V240H173L174 238L173 237H175V236H173L172 235V231H169V229L170 230H172L173 229V224H175V220H177V219H179V220H181V219H186V217L188 216V214H189V216L187 217V218H192V216H193V214L195 213V212H198L201 208L203 209V210H205L206 208H207V206L209 205V206H213V205H216V204H218V205H216V206H219V205H221V203L219 204L218 202L215 204V202H211L212 204H210V201H218L217 199H214V198H212V196L211 197H205V195L202 197L201 196V194H197L198 192H193V191H191L190 192V190L187 188L188 187V181H186ZM228 180H229V182H228ZM232 180V181H231ZM242 182H241V181ZM249 180H251V181H249ZM257 180V181H256ZM177 181V182H176ZM185 181V182H184ZM224 181V182H223ZM239 183H238V182ZM249 181V182H248ZM253 181V182H252ZM2 182H4V183H2ZM183 182V183H182ZM226 182H227V184H226ZM245 182H246V184H245ZM23 183V184H22ZM185 183V184H184ZM231 183V184H230ZM15 185V186H11V185ZM22 184V185H21ZM55 184H57L56 182H55V180H53V185L54 186H56V187H59L58 185H55ZM176 184V185H175ZM179 184V185H178ZM224 184V185H223ZM261 184V185H260ZM1 185H2V187H1ZM18 185V186H17ZM25 185V186H24ZM231 187H230V186ZM23 186V187H22ZM171 186V187H170ZM223 186V187H222ZM248 186V185H247ZM246 186V187H247ZM257 186V187H256ZM17 187H19L18 189L19 190H21V191H19V190H17ZM37 187H39V185L37 186ZM172 187H173V189H172ZM182 187V188H181ZM230 187V188H229ZM28 188V189H27ZM168 188H170V189H168ZM219 188V187H218ZM230 189V190H229ZM243 189H246L245 187L243 188ZM17 190V191H16ZM26 190V191H25ZM28 190V191H27ZM170 190V191H169ZM173 190V191H172ZM184 190V191H183ZM187 190V191H186ZM229 190V191H228ZM13 191V192H12ZM29 191H31V192H29ZM61 191L62 190H59L58 191V194H60L59 196L61 197L63 194H65L66 192L63 190L62 191V195H61ZM221 191V192H220ZM17 192H18V194L19 193H21V194H19V195H17ZM64 192V193H63ZM169 192V193H168ZM171 192H173V193H171ZM178 194H177V193ZM225 194H224V193ZM228 192V193H227ZM236 192H238L237 194H236ZM30 193V194H29ZM183 195H182V194ZM191 193H192V195H191ZM221 193V194H220ZM227 193V194H226ZM13 194V195H12ZM189 194V195H188ZM7 195V196H6ZM165 195V196H166ZM226 195V196H225ZM11 196V197H10ZM28 196V197H27ZM36 196V197H35ZM195 196V197H194ZM222 196V197H221ZM225 196V197H224ZM17 197L18 198H20L21 200H19V199H17ZM34 197V198H33ZM178 199H177V198ZM187 197H189V198H187ZM194 199H193V198ZM224 197V198H223ZM230 197V198H229ZM24 198V199H23ZM170 198H171V200H170ZM173 198V199H172ZM205 199V201H206V199H207V201L206 202H208V203H205L204 201H203V199ZM210 198V199H209ZM2 199V200H1ZM13 199V200H12ZM29 199V200H28ZM38 199V200H37ZM175 199V200H174ZM182 199V200H181ZM188 199H190V200H188ZM200 199H201V201H203V202H201L200 201ZM219 199V198H218ZM221 199H219V200H221ZM4 200V201H3ZM24 200V201H23ZM210 200V201H209ZM257 200V201H256ZM9 203H8V202ZM15 201V202H14ZM17 201V202H16ZM29 201H30V203H29ZM170 201V202H169ZM188 201H189V203H188ZM193 201H194V203H196V204H194L193 203ZM36 202H38V203H36ZM167 202L168 203H170V204H167ZM172 202V203H171ZM177 204H176V203ZM199 202V203H198ZM179 203V204H178ZM184 203V204H183ZM198 203V204H197ZM204 205H203V204ZM243 204H244V202H242ZM247 203V204H246ZM22 204V205H21ZM35 204V205H34ZM44 204V205H43ZM187 204V205H186ZM191 204V205H190ZM194 204V205H193ZM10 205V206H9ZM19 205H20V207H19ZM23 206V207H22ZM38 206H39V208H38ZM42 206V207H41ZM166 206V207H165ZM168 206V207H167ZM4 207V208H3ZM25 207H27V208H25ZM33 207V208H32ZM175 207H177V208H175ZM186 207V208H185ZM205 207V208H204ZM9 208V209H8ZM13 208V209H12ZM17 208V209H16ZM170 210H169V209ZM199 208V209H198ZM4 209V210H3ZM43 209V210H42ZM177 209V210H176ZM2 210V211H1ZM6 210V211H5ZM10 210V211H9ZM13 210V211H12ZM22 210V211H21ZM45 210V211H44ZM164 210H166L165 211V213L166 214H164ZM169 210V211H168ZM197 210V211H196ZM19 211H20V213H19ZM24 211H25V213H24ZM38 211V212H37ZM47 211V212H46ZM255 211H257V210H255ZM11 212V213H10ZM22 212V213H21ZM46 212V213H45ZM50 212V213H49ZM29 213V214H28ZM41 213V214H40ZM48 213V214H47ZM53 213V214H52ZM59 213V214H58ZM170 213H172L173 214V217H172V214H170ZM175 213V214H174ZM204 213H207V212H204ZM19 214V215H18ZM21 214V215H20ZM42 214H43V216H42ZM46 214V215H45ZM56 214V215H55ZM58 214V215H57ZM164 216H163V215ZM4 215V214H3ZM8 215V216H7ZM19 216V218L16 220V217H18ZM33 215V216H32ZM38 215V216H37ZM162 215V217H160ZM171 215V216H170ZM186 215V216H185ZM192 215V216H191ZM28 216V217H27ZM42 216V217H41ZM52 216H54L53 218H52ZM58 216H59V218H58ZM169 216L171 217L170 218V220L167 222L166 221V219L165 218H167L168 217V219H169ZM191 216V217H190ZM11 217V218H10ZM58 219H57V218ZM160 217V218H159ZM178 217V218H177ZM182 217V218H181ZM184 217V218H183ZM30 218V222L28 221V219ZM37 218V219H36ZM40 218H43L42 219V222L40 223ZM45 218V219H44ZM51 219V221H50V219ZM54 218H56V219H54ZM163 218V219H162ZM174 218V219H173ZM61 220V221H58V220ZM167 219V220H168ZM12 220V219H11ZM23 220V221H22ZM28 222H27V221ZM35 220H36V223L38 224V226H36L37 224L35 223H33V222H35ZM38 220H39V222H38ZM46 220V221H45ZM53 220V221H52ZM55 220V221H54ZM154 220V221H153ZM158 220V221H157ZM159 220H161V222H159ZM164 220V221H163ZM31 221H32V223H31ZM44 221V222H43ZM165 221H166V223H168L167 225H164L163 226V224H165ZM53 222H54V224H53ZM57 224H56V223ZM58 222H59V224H58ZM43 223H45V225L43 224ZM51 223V224H50ZM157 223V224H156ZM43 224V226L44 227H42L41 225ZM50 224V225H49ZM55 224H56V226H55ZM159 224V225H158ZM162 224V225H161ZM35 225V226H34ZM70 225V224H69ZM156 225V226H155ZM159 227H158V226ZM161 225V226H160ZM39 226H41V228L39 227ZM59 226V227H58ZM126 226H127V228H126ZM163 226V227H162ZM63 228V229H61V228ZM148 227H150V228H148ZM55 228H56V230H55ZM60 228V229H59ZM155 228V229H154ZM156 228H158V229H156ZM165 228V229H164ZM200 228H202V229H204L205 227H200ZM58 229V230H57ZM124 229V230H125ZM127 229H129L128 231H131L132 232V230H133V232L131 233V232H128L127 231ZM140 229H141V231H140ZM142 229H143V232H142ZM145 229V230H144ZM149 229V230H148ZM160 229H162L160 232H158L157 230H160ZM164 229V230H163ZM167 229V230H166ZM11 230H13V229H10L9 231H11ZM45 230V231H44ZM2 231V232H1ZM56 231V232H55ZM136 231V232H135ZM140 231V232H139ZM175 231H176V229H175ZM177 231H179V229L177 228ZM6 231H5V229H4V231H3V228H2V230H1V227H0V233H3V234H5V235H9V236H5V235H1L0 236V238H2V237H4V238H2V241H1V239H0V250L2 249V250H5V248H6V250H8L9 252L11 251V252H14L15 251V253H14V255H17V257H18V260L20 261V259H21V261H27V259L29 260V262H30V264H32V262H36V263H38L37 261H40L39 259L42 257V255H43V259L44 258H47V259H45V260H47L48 262H49V264H63V262L65 263V264H70L71 262L69 261V260H67L66 258L63 260L62 258H64V257H58V256H52V255H50L49 254V251H47L48 253L46 254V252H45V250L46 249H44V246L42 245V244H40L39 242H38V240L36 239V237L35 236H29L28 234L27 235H23L22 234V236L23 237H21L20 235H21V232H19V231H16L18 234H16V232L13 230V232H15V233H12V231L11 232H7V234L5 233ZM47 232V233H46ZM64 232V233H63ZM70 232V233H69ZM146 232H148V233H150V235L148 234V233H146ZM152 232V233H151ZM154 232H156V233H154ZM8 233H10V234H8ZM12 233V234H11ZM53 233V234H52ZM57 233V234H56ZM137 233H140V234H137ZM144 233H146V234H144ZM20 234V235H19ZM65 234V235H64ZM130 234H132V235H134L133 237H131L130 236ZM148 234V235H147ZM164 236H163V235ZM168 234V235H167ZM11 235H13V236H11ZM57 235V236H56ZM59 235V236H58ZM148 236V238H150L151 237V239H149L148 240V238H147V236ZM26 236V237H25ZM29 237V239H28V237ZM127 236V237H126ZM142 236H144V237H142ZM153 236V237H152ZM156 236H158L156 239H154ZM162 238H161V237ZM11 237V238H10ZM20 239H19V238ZM146 237V238H145ZM163 237L165 238V237H167L168 239L170 238V242L168 241V243H166V244H163L162 246H160V244H157V242L158 241H163ZM6 238V239H5ZM134 238H136V240L134 239ZM141 238H143V239H141ZM144 238H145V240H144ZM13 239V240H12ZM67 239V240H66ZM9 240V241H8ZM36 240V241H35ZM147 240V241H146ZM150 240H151V242L154 240V242H152V244L150 245V246H148L147 244H143V243H145V241H146V243L148 242H150ZM12 241V242H11ZM28 241V242H27ZM34 241V242H33ZM61 241V242H60ZM63 241V242H62ZM155 241H156V243H155ZM174 241V242H173ZM6 243L7 245H4V243ZM9 242H10V244H9ZM35 242L37 243V244H35ZM67 242H69V243H67ZM173 242V243H172ZM21 243V244H20ZM26 243V244H25ZM66 243V244H65ZM128 243H129V246H128ZM134 244V245H133ZM143 244V245H142ZM157 244V245H156ZM172 244V245H171ZM1 245H3V246H1ZM10 245L12 246V247H10ZM27 245V246H26ZM30 245H31V247H30ZM17 246V247H16ZM33 246V247H32ZM38 246V247H37ZM131 246V247H130ZM143 246H145V248L143 249V250H141L140 251V249H142L141 247H143ZM147 246H148V248H147ZM157 248H156V247ZM166 246V247H165ZM16 247V248H15ZM128 247H130V250H129V248ZM135 247H137V248H135ZM138 247H140V248H138ZM156 248V251L154 252V250H155V248ZM8 248V249H7ZM22 248H23V250H22ZM31 248V249H30ZM126 248H128V249H126ZM132 248V249H131ZM134 248V249H133ZM152 248V249H151ZM162 248H164L163 250H162ZM16 249H18L17 251H16ZM26 249V250H25ZM30 250V251H28V250ZM135 249H136V251H135ZM157 249H159V251L157 250ZM129 252H128V251ZM25 251V252H24ZM39 251V252H38ZM131 251V252H130ZM140 251V252H139ZM24 252V253H23ZM30 252V253H29ZM158 252V254L156 255V253ZM23 253V254H22ZM27 253V254H26ZM37 253H39V254H37ZM74 253V254H73ZM49 254V255H48ZM25 255H27V256H25ZM38 255L40 256L38 259H37V257H38ZM44 255H47V256H44ZM137 255V256H136ZM149 255V256H148ZM25 256V258L23 259V257ZM49 256V257H48ZM144 256V257H143ZM21 257V258H20ZM52 257V258H51ZM27 258V259H26ZM53 258H55V260L53 259ZM57 258V259H56ZM59 258L62 260H59ZM96 258V257H95ZM139 259V261H138V259ZM147 258V259H146ZM33 259V260H32ZM31 260V261H30ZM36 260V261H35ZM52 260H53V263H52ZM58 260V261H57ZM130 260H131V262H130ZM60 261V262H59ZM67 261V262H66ZM136 261V262H135ZM56 262H58V263H56ZM62 262V263H61ZM69 262V263H68ZM101 262H103V260H98V262L97 263H101ZM148 262V263H147ZM33 263V264H34ZM35 263V264H36ZM73 264V263H72ZM150 264V263H149Z\"/></svg>", "mask_w": 264, "mask_h": 264}, {"label": "snow or ice", "instance_id": "snow-or-ice-1", "mask_svg": "<svg viewBox=\"0 0 264 264\" xmlns=\"http://www.w3.org/2000/svg\"><path fill=\"white\" fill-rule=\"evenodd\" d=\"M261 8L264 9V0H261ZM180 33L182 35H187L185 33L184 28H180ZM99 37V32L97 33ZM261 35H264V19L261 21ZM252 45L249 44V47ZM261 51V60L259 64V89H248L246 86V82L249 77H255L256 75V67L252 66L246 70V73L243 78V83L241 84V92L236 101L229 100L228 104L232 107V112H236L237 110L248 113L250 120L253 122L252 126L255 127V122L259 121L260 131H261V141L264 142V118L257 116L255 114V109H258L260 113L264 114V43L260 45ZM258 91L259 95H254V93ZM228 104L222 109V112H229ZM231 113H229L228 117L222 123L221 131H231ZM224 125H227L225 128ZM237 127H239V123L237 122ZM262 147H264V143H262ZM259 264H264V248L261 250V259Z\"/></svg>", "mask_w": 264, "mask_h": 264}]
</instances>
